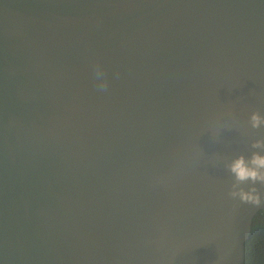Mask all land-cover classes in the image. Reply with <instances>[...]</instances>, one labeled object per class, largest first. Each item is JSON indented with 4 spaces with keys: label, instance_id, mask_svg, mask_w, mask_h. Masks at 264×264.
<instances>
[{
    "label": "water",
    "instance_id": "obj_1",
    "mask_svg": "<svg viewBox=\"0 0 264 264\" xmlns=\"http://www.w3.org/2000/svg\"><path fill=\"white\" fill-rule=\"evenodd\" d=\"M253 111L264 0H0V264H243Z\"/></svg>",
    "mask_w": 264,
    "mask_h": 264
},
{
    "label": "clouds",
    "instance_id": "obj_2",
    "mask_svg": "<svg viewBox=\"0 0 264 264\" xmlns=\"http://www.w3.org/2000/svg\"><path fill=\"white\" fill-rule=\"evenodd\" d=\"M249 119L253 128L264 125V116L258 112L253 111ZM251 146L264 149V140H254ZM226 166L234 177L229 195L245 202H259L260 194L256 192L255 184L264 185V152L253 151L247 158L243 154L237 155ZM245 182H251L248 190L240 186Z\"/></svg>",
    "mask_w": 264,
    "mask_h": 264
},
{
    "label": "trees",
    "instance_id": "obj_3",
    "mask_svg": "<svg viewBox=\"0 0 264 264\" xmlns=\"http://www.w3.org/2000/svg\"><path fill=\"white\" fill-rule=\"evenodd\" d=\"M243 264H264V212L258 211L252 219L250 233L244 242Z\"/></svg>",
    "mask_w": 264,
    "mask_h": 264
}]
</instances>
